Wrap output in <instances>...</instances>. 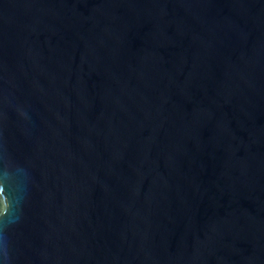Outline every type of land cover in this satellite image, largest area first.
<instances>
[{"label": "water", "instance_id": "1", "mask_svg": "<svg viewBox=\"0 0 264 264\" xmlns=\"http://www.w3.org/2000/svg\"><path fill=\"white\" fill-rule=\"evenodd\" d=\"M0 264H264V0H0Z\"/></svg>", "mask_w": 264, "mask_h": 264}]
</instances>
